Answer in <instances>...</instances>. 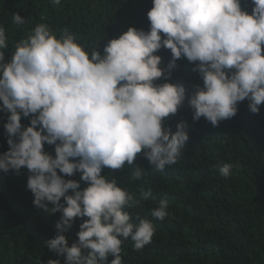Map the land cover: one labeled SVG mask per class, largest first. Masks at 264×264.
I'll return each mask as SVG.
<instances>
[{
    "label": "clouds",
    "instance_id": "obj_1",
    "mask_svg": "<svg viewBox=\"0 0 264 264\" xmlns=\"http://www.w3.org/2000/svg\"><path fill=\"white\" fill-rule=\"evenodd\" d=\"M152 2L150 31L130 27L107 43L103 55L89 54L67 31L57 38L39 24L4 62L6 35L0 27V111L10 113L4 124L9 148L0 154V171L19 173L26 167L34 206L47 211L50 202L51 212H62L47 246L65 255L64 264H105L109 255L111 264H122L127 238L137 251L152 241L154 224L131 222L125 209L137 201L101 172L122 169L125 162L133 165L142 150L158 171L182 155L189 139L186 122L171 133L164 120L177 113L186 92L171 83H155L164 74L161 57L154 54L162 46L172 53L169 69L182 56L199 62L194 70L203 86L188 97L194 121L204 117L216 126L234 117L245 99L254 114L264 103V0H252L251 14L242 10L240 0ZM13 22L25 20L17 13ZM30 115V125L22 127V116ZM45 143L55 145L54 157L44 150ZM232 167L224 164L220 174L229 176ZM57 170L66 176L80 172L88 186L78 190V181L64 179ZM141 171L137 167L133 177L139 179ZM167 207V200H161L151 214L163 220ZM76 217L88 219L80 224L78 241L69 246L62 233Z\"/></svg>",
    "mask_w": 264,
    "mask_h": 264
},
{
    "label": "trees",
    "instance_id": "obj_2",
    "mask_svg": "<svg viewBox=\"0 0 264 264\" xmlns=\"http://www.w3.org/2000/svg\"><path fill=\"white\" fill-rule=\"evenodd\" d=\"M240 3L251 14L252 0ZM152 7V0H60L59 4L0 0V27L5 29L7 44L4 62L10 61L16 45L28 39L39 24L47 25L57 38L67 31L86 52L103 55L107 43L130 27L150 31L147 13ZM17 13L24 18L23 24L13 22ZM154 54L161 57L159 67L164 70L155 83H171L186 92L185 101L175 115L165 118L164 127L175 133L177 124L186 122L189 139L178 162L162 171L150 165L143 150L133 165L125 162L122 169H102L101 175L115 179L137 201L135 207L125 209L131 222L149 220L155 227L151 243L142 250L134 248L131 237L123 242L122 264H264V103L254 114L245 99L234 117L216 126L204 117L194 121L188 97L203 86L201 74L194 70L199 62L182 56L169 69L171 50L162 46ZM9 115L0 111V154L9 148L4 128ZM32 118L22 116V127L29 126ZM44 150L55 156V145L45 143ZM226 163L233 167L224 177L219 169ZM137 167L142 169L139 179L132 175ZM30 175L26 167L19 173L0 171V264H48L55 259L64 264L65 255L47 246L58 232L62 212H51L50 202L47 211L34 206L27 187ZM64 179L78 181V190L88 186L80 172L64 175ZM165 199L168 214L161 220L151 213ZM60 202L64 203L63 198ZM86 219L74 218L72 227L62 233L69 246L78 241L80 224ZM83 251L87 254L88 250ZM112 259L109 255L105 264Z\"/></svg>",
    "mask_w": 264,
    "mask_h": 264
}]
</instances>
